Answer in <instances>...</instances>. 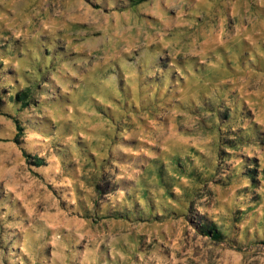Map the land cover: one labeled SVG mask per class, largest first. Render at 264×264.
<instances>
[{
	"label": "rangeland",
	"instance_id": "374dc122",
	"mask_svg": "<svg viewBox=\"0 0 264 264\" xmlns=\"http://www.w3.org/2000/svg\"><path fill=\"white\" fill-rule=\"evenodd\" d=\"M1 96L0 264H264V0H0Z\"/></svg>",
	"mask_w": 264,
	"mask_h": 264
},
{
	"label": "trees",
	"instance_id": "16d2710c",
	"mask_svg": "<svg viewBox=\"0 0 264 264\" xmlns=\"http://www.w3.org/2000/svg\"><path fill=\"white\" fill-rule=\"evenodd\" d=\"M145 0H135L136 4L142 3ZM37 88V87H36ZM35 88L34 87H26V89H23L21 92H17L15 94H9V98H11V101L13 102H18L21 103L22 106H30L31 105V96H32V92ZM4 101V97L1 96L0 97V103H2ZM16 125L18 128V136L16 138H14V141L18 144V145H22L24 142V139L26 136H32V138H34L33 136L36 137V134L34 131L29 130L28 127L25 124L19 123L18 120H16ZM35 133V134H33ZM24 136V137H23ZM23 137V138H22ZM22 138V139H21ZM226 140H228L230 143H236L237 139H231V138H227ZM24 154L27 157V162L29 163L31 169H35L38 167H44L47 163V159L43 156H39V152L35 153V152H29L27 151V149L24 148ZM42 153V152H41ZM43 154V153H42ZM247 171H246V178L250 179V183H252V181L255 180V171L256 168L254 167V164H249L247 166V164L244 167ZM194 176V175H193ZM126 214V212L124 213ZM122 216V215H120ZM200 230L210 236L212 239L220 241L223 239V233L220 231V227L217 226L215 223H213L212 221H209L207 219H204V221L200 224ZM18 241H20V238L18 236H11L9 238V243H13V247L18 246ZM109 242H112V240H110ZM142 245V244H141ZM7 248V247H6ZM128 254L133 257V259H137L139 258V256L141 254L143 255V258H147V252L144 251L143 249L140 248V246L138 247L137 253L132 256V254L130 253V250H127ZM16 256H19L16 255ZM7 264H12L10 262H7Z\"/></svg>",
	"mask_w": 264,
	"mask_h": 264
}]
</instances>
